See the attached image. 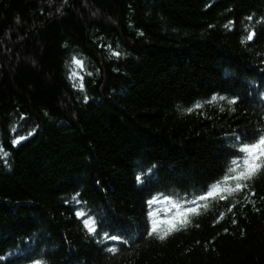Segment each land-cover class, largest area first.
Segmentation results:
<instances>
[{"label": "trees", "instance_id": "obj_1", "mask_svg": "<svg viewBox=\"0 0 264 264\" xmlns=\"http://www.w3.org/2000/svg\"><path fill=\"white\" fill-rule=\"evenodd\" d=\"M261 133L264 0H0V264H264V172L148 235Z\"/></svg>", "mask_w": 264, "mask_h": 264}, {"label": "snow or ice", "instance_id": "obj_2", "mask_svg": "<svg viewBox=\"0 0 264 264\" xmlns=\"http://www.w3.org/2000/svg\"><path fill=\"white\" fill-rule=\"evenodd\" d=\"M251 19V17H249ZM227 27V25H226ZM255 36V32H251L247 36V40L251 41ZM116 57L120 56L119 52H113ZM73 62L83 68V61L74 58ZM75 74V73H74ZM81 81L83 77H80ZM83 88V84H80ZM217 100H227L230 104L237 103V98L231 100L224 96H215L208 103H214ZM197 109L203 108V105L198 103ZM192 109L190 111H194ZM223 111V108H221ZM234 110V109H233ZM15 131V129H13ZM31 134V133H30ZM26 139L25 136H17L12 140V144L18 145L21 141ZM240 141L237 147V153L234 154L227 167L225 174L217 181L210 184L207 189L201 190L200 192L192 194L190 199H184L182 197L167 196L164 194H158L148 201L150 208L156 205H166L167 207L156 208L149 212L151 217V230L148 232L149 236H155L159 240L163 241L167 239L172 233L178 232L181 229L186 228L192 221V217L201 214L202 210L208 209L210 203L221 200L227 201L229 197L235 194L244 192L248 189L250 195L255 196L256 193L251 191L249 188V182L253 180L258 174L264 172V133L259 134L253 142H243L240 137H237ZM0 152L4 156H7V152H4L3 148L0 147ZM151 169H149V172ZM141 180V177H137ZM75 199V197L73 198ZM248 199V196H245ZM203 202V203H202ZM237 200L231 205V208H235ZM77 203H86L83 201H77ZM229 208V211L231 210ZM161 212L163 215H161ZM76 215L81 218L84 226L90 233L95 235L97 233L98 222L96 217L90 214V210L80 208L76 211ZM223 214L221 215V219ZM106 239L112 241H118L123 244H127L128 240L122 238L120 235H109L108 232L104 233ZM110 252H118V247L109 248ZM35 264H42L41 261H36Z\"/></svg>", "mask_w": 264, "mask_h": 264}]
</instances>
